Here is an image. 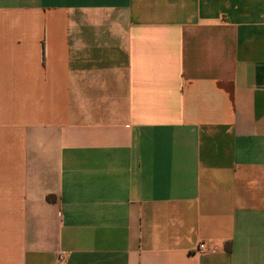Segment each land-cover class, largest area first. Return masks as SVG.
Instances as JSON below:
<instances>
[{
	"label": "crops",
	"instance_id": "1",
	"mask_svg": "<svg viewBox=\"0 0 264 264\" xmlns=\"http://www.w3.org/2000/svg\"><path fill=\"white\" fill-rule=\"evenodd\" d=\"M0 264H264V0H0Z\"/></svg>",
	"mask_w": 264,
	"mask_h": 264
},
{
	"label": "built area",
	"instance_id": "2",
	"mask_svg": "<svg viewBox=\"0 0 264 264\" xmlns=\"http://www.w3.org/2000/svg\"><path fill=\"white\" fill-rule=\"evenodd\" d=\"M208 249V247H207V244L205 243V242H200L198 245H197V248H196V250L198 251V252H204V251H206ZM60 258H62V255H60Z\"/></svg>",
	"mask_w": 264,
	"mask_h": 264
}]
</instances>
